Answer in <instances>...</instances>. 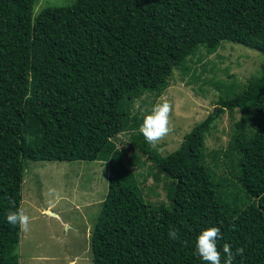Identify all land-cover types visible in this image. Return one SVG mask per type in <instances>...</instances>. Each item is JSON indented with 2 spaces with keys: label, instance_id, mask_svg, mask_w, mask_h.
I'll use <instances>...</instances> for the list:
<instances>
[{
  "label": "trees",
  "instance_id": "16d2710c",
  "mask_svg": "<svg viewBox=\"0 0 264 264\" xmlns=\"http://www.w3.org/2000/svg\"><path fill=\"white\" fill-rule=\"evenodd\" d=\"M36 1L0 0V264H19L7 212L11 201L22 205L28 162L98 159L109 178L90 236L93 264H205L196 237L211 226L221 229L222 264L226 242L244 249L233 264H264V60L165 156L132 109L166 89L176 67L189 72L201 47L212 54L229 41L264 53V0H74L34 17ZM236 108L243 115L227 154L238 158L242 206L226 201L206 161L208 132ZM122 132L171 178L168 202L145 197L115 144Z\"/></svg>",
  "mask_w": 264,
  "mask_h": 264
},
{
  "label": "rangeland",
  "instance_id": "374dc122",
  "mask_svg": "<svg viewBox=\"0 0 264 264\" xmlns=\"http://www.w3.org/2000/svg\"><path fill=\"white\" fill-rule=\"evenodd\" d=\"M73 1L37 0L33 16L46 7ZM190 58L187 64L193 69L185 72L176 67L166 89L160 94L146 92L133 104V113L140 116L150 111L161 97L172 104L173 131L153 147L160 156L176 150L184 135L213 112L220 97L228 92V85L245 84L259 75L264 53L224 41L215 53L208 54L201 47ZM242 115L237 108L226 109L206 138V161L217 174L219 188L229 204L239 206L244 205L247 196L238 179V158L235 154L228 155L227 150ZM131 133L122 132L114 139L123 152L125 164L136 173L148 200L156 204L168 202L171 178L158 173L151 153L140 151ZM108 178L107 160L28 162L21 207L30 215L31 223L27 233H20L19 264H93L90 236L107 194ZM50 189L59 193L58 202L49 195Z\"/></svg>",
  "mask_w": 264,
  "mask_h": 264
},
{
  "label": "clouds",
  "instance_id": "9594fccd",
  "mask_svg": "<svg viewBox=\"0 0 264 264\" xmlns=\"http://www.w3.org/2000/svg\"><path fill=\"white\" fill-rule=\"evenodd\" d=\"M173 111L172 104L161 97L151 108L145 112L143 121L139 127V132L142 133L147 143L156 147L166 136L172 131L171 113ZM49 195L55 201H59V193L56 189H50ZM51 202V201H50ZM15 211L7 212V222L10 225L18 226L20 233H27L31 223V217L23 207H16L15 201L10 202ZM169 238L172 240H180L179 233L176 229H169ZM223 239L221 229L217 226H211L203 229L196 237V252L205 264H222V252L218 248V240ZM223 264H233L236 255L243 256V247L237 248L235 253L229 243L223 244Z\"/></svg>",
  "mask_w": 264,
  "mask_h": 264
},
{
  "label": "crops",
  "instance_id": "0c3cea01",
  "mask_svg": "<svg viewBox=\"0 0 264 264\" xmlns=\"http://www.w3.org/2000/svg\"><path fill=\"white\" fill-rule=\"evenodd\" d=\"M74 263H76V262H72V264H74ZM77 264V263H76Z\"/></svg>",
  "mask_w": 264,
  "mask_h": 264
}]
</instances>
